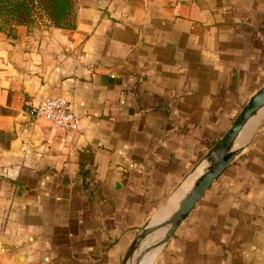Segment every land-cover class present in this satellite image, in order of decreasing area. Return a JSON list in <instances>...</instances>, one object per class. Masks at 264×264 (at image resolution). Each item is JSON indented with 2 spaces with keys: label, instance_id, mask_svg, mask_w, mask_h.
Listing matches in <instances>:
<instances>
[{
  "label": "crops",
  "instance_id": "0c3cea01",
  "mask_svg": "<svg viewBox=\"0 0 264 264\" xmlns=\"http://www.w3.org/2000/svg\"><path fill=\"white\" fill-rule=\"evenodd\" d=\"M75 9L74 30L52 28L28 52L0 38V264H122L264 85V0H75ZM56 95L75 129L31 116ZM241 138L141 264H264V112Z\"/></svg>",
  "mask_w": 264,
  "mask_h": 264
},
{
  "label": "water",
  "instance_id": "95a60500",
  "mask_svg": "<svg viewBox=\"0 0 264 264\" xmlns=\"http://www.w3.org/2000/svg\"><path fill=\"white\" fill-rule=\"evenodd\" d=\"M263 112L264 85L250 97L225 133L180 183L175 196L155 220L148 221L138 230L123 256L122 264H141L145 257L149 254L154 256L169 241L213 182L245 147L246 143L241 138L243 132Z\"/></svg>",
  "mask_w": 264,
  "mask_h": 264
},
{
  "label": "trees",
  "instance_id": "16d2710c",
  "mask_svg": "<svg viewBox=\"0 0 264 264\" xmlns=\"http://www.w3.org/2000/svg\"><path fill=\"white\" fill-rule=\"evenodd\" d=\"M37 7L42 8L53 27L76 28L74 0H0V23H29Z\"/></svg>",
  "mask_w": 264,
  "mask_h": 264
},
{
  "label": "rangeland",
  "instance_id": "374dc122",
  "mask_svg": "<svg viewBox=\"0 0 264 264\" xmlns=\"http://www.w3.org/2000/svg\"><path fill=\"white\" fill-rule=\"evenodd\" d=\"M75 7V0H74ZM76 10V9H75ZM55 28L48 21L42 8L34 10L32 19L26 24L0 23V38L9 46L28 52L37 41H42L45 32ZM70 31L69 29H63ZM148 263V260H147Z\"/></svg>",
  "mask_w": 264,
  "mask_h": 264
},
{
  "label": "built area",
  "instance_id": "2783aa9c",
  "mask_svg": "<svg viewBox=\"0 0 264 264\" xmlns=\"http://www.w3.org/2000/svg\"><path fill=\"white\" fill-rule=\"evenodd\" d=\"M30 114L36 119H44L55 128L75 129L78 118L71 110L70 103L63 96H45L30 108Z\"/></svg>",
  "mask_w": 264,
  "mask_h": 264
},
{
  "label": "bare ground",
  "instance_id": "6f19581e",
  "mask_svg": "<svg viewBox=\"0 0 264 264\" xmlns=\"http://www.w3.org/2000/svg\"><path fill=\"white\" fill-rule=\"evenodd\" d=\"M246 135V134H245ZM244 136V135H243ZM170 207V206H169ZM169 207H167L166 211L169 209ZM152 256L153 257V254H149L148 257Z\"/></svg>",
  "mask_w": 264,
  "mask_h": 264
}]
</instances>
